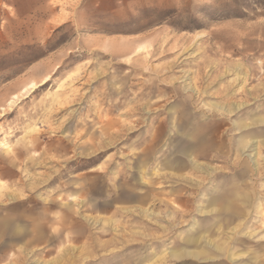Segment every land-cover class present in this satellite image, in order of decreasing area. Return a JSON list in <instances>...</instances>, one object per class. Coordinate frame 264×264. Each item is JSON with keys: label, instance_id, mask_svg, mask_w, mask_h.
<instances>
[{"label": "rangeland", "instance_id": "374dc122", "mask_svg": "<svg viewBox=\"0 0 264 264\" xmlns=\"http://www.w3.org/2000/svg\"><path fill=\"white\" fill-rule=\"evenodd\" d=\"M261 101L264 0H0V264H264Z\"/></svg>", "mask_w": 264, "mask_h": 264}, {"label": "bare ground", "instance_id": "6f19581e", "mask_svg": "<svg viewBox=\"0 0 264 264\" xmlns=\"http://www.w3.org/2000/svg\"><path fill=\"white\" fill-rule=\"evenodd\" d=\"M140 49V48H139ZM137 51H138V48H137ZM136 51V52H137ZM262 68V67H261ZM255 75H258L257 76V78H259L260 77V75L256 72L255 73ZM241 78V82L243 83V82H245V79H246V77L245 76H243V77H240V75H236V79H240ZM261 78V77H260ZM48 79L47 78H45V81L42 83V84H44L46 81H47ZM35 85H31V86H29L28 87V89H30V90H35ZM26 92V91H25ZM257 93H259V92H261L260 90H257L256 91ZM12 99H18V96H14ZM10 103H12V102H10ZM261 104H264V101H261L260 103H259V105H261ZM240 106L241 105H235V106H233V107H228V108H226V107H223V106H221V105H218V104H214V103H210L208 106H207V108H209V109H211V110H213V111H215V112H217V113H227V114H229V113H232L233 111H235V110H238L239 108H240ZM258 106V105H257ZM258 107H260V106H258ZM258 119V118H257ZM256 123H261V125L262 124H264V118H261V119H258L257 121H256ZM256 142V141H255ZM252 143V142H251ZM259 143V142H258ZM259 144H264V143H259ZM257 146V145H256ZM253 150H255V149H253ZM257 153V152H256ZM254 156H255V154H254ZM253 158V157H252ZM254 164H255V162H254ZM195 167H196V165H195ZM197 168V167H196ZM207 243L208 244H210L211 243V241H207Z\"/></svg>", "mask_w": 264, "mask_h": 264}, {"label": "crops", "instance_id": "0c3cea01", "mask_svg": "<svg viewBox=\"0 0 264 264\" xmlns=\"http://www.w3.org/2000/svg\"><path fill=\"white\" fill-rule=\"evenodd\" d=\"M185 255L187 256V257H197V256H194V255H192V253H194V252H192L191 250H186L185 252ZM190 253V254H189ZM169 257H173L172 255L171 256H169ZM204 260H210V259H205V258H203ZM213 261V260H212ZM231 261V260H230Z\"/></svg>", "mask_w": 264, "mask_h": 264}]
</instances>
